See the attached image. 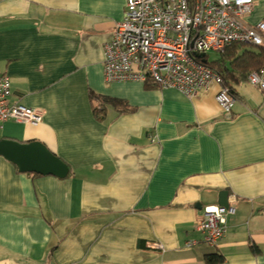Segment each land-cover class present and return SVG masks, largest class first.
<instances>
[{
    "label": "crops",
    "instance_id": "1",
    "mask_svg": "<svg viewBox=\"0 0 264 264\" xmlns=\"http://www.w3.org/2000/svg\"><path fill=\"white\" fill-rule=\"evenodd\" d=\"M126 5L0 0V75L12 103L43 114L0 123V139L40 140L70 166L65 178L37 175L0 155V264H205L212 252L264 264V92L235 83L228 114L217 86L189 98L106 82L105 46ZM244 20H264V0ZM223 191L236 213L212 247L198 224Z\"/></svg>",
    "mask_w": 264,
    "mask_h": 264
},
{
    "label": "built area",
    "instance_id": "2",
    "mask_svg": "<svg viewBox=\"0 0 264 264\" xmlns=\"http://www.w3.org/2000/svg\"><path fill=\"white\" fill-rule=\"evenodd\" d=\"M256 0H127L122 21L105 46L106 82L151 77L163 88H175L195 98L218 87L215 98L231 114L236 96L223 76L208 61V52L223 54L234 44L264 48V20L250 25L244 16ZM264 92V66L248 75ZM12 83L0 75V123L15 121L38 125L43 114L35 108L12 103ZM236 206L209 205L198 229L203 241L214 247L227 231L228 216ZM196 240L187 242L191 247Z\"/></svg>",
    "mask_w": 264,
    "mask_h": 264
},
{
    "label": "trees",
    "instance_id": "3",
    "mask_svg": "<svg viewBox=\"0 0 264 264\" xmlns=\"http://www.w3.org/2000/svg\"><path fill=\"white\" fill-rule=\"evenodd\" d=\"M254 47V48H252ZM208 63L217 69L223 76L225 83L230 86L232 93H235V83H239L241 80L248 81V75L254 70H259L264 66V48L254 46L251 44H234L228 47L227 50L221 54V58L208 61ZM145 82L154 85L156 87L163 88L160 83L149 77ZM92 100H96L98 96H91ZM103 103L106 107V102L116 104L124 109H127L124 102L113 98H103ZM105 107L99 109L97 103L94 101V111L97 115H103ZM41 175L39 173H34ZM224 256L218 252H212L206 256L205 264H222Z\"/></svg>",
    "mask_w": 264,
    "mask_h": 264
},
{
    "label": "water",
    "instance_id": "4",
    "mask_svg": "<svg viewBox=\"0 0 264 264\" xmlns=\"http://www.w3.org/2000/svg\"><path fill=\"white\" fill-rule=\"evenodd\" d=\"M0 155L14 163L21 172L55 175L65 178L70 166L40 140L22 141L15 138L0 139ZM219 203L229 206L228 193L221 192Z\"/></svg>",
    "mask_w": 264,
    "mask_h": 264
},
{
    "label": "rangeland",
    "instance_id": "5",
    "mask_svg": "<svg viewBox=\"0 0 264 264\" xmlns=\"http://www.w3.org/2000/svg\"><path fill=\"white\" fill-rule=\"evenodd\" d=\"M252 48H254V47H252ZM208 56H209L210 61L221 58V54L219 52H215V51L208 52Z\"/></svg>",
    "mask_w": 264,
    "mask_h": 264
}]
</instances>
